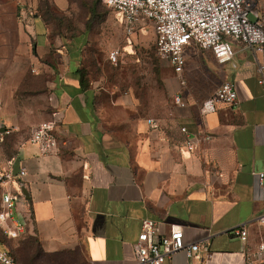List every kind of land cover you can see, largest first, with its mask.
Here are the masks:
<instances>
[{
    "label": "crops",
    "instance_id": "obj_1",
    "mask_svg": "<svg viewBox=\"0 0 264 264\" xmlns=\"http://www.w3.org/2000/svg\"><path fill=\"white\" fill-rule=\"evenodd\" d=\"M78 5L0 0V123L24 138L0 169L13 163L17 174L27 171L11 185L20 237L37 236L46 253L77 254L73 264H132L150 218L161 234L179 226L187 243L209 242L201 258L189 260L180 250L165 264H264V254L257 255L264 226L254 221L264 213L256 176L264 172V52L233 41L234 57L221 64L209 50H188L201 75L193 82L186 64L189 105L174 104L159 117L142 114L132 98L94 81L81 84L91 28ZM87 5L101 15L100 0ZM224 81L234 83L237 104L219 103L204 115L202 102ZM56 110L59 152L42 156L26 133ZM182 127L211 140L189 151ZM238 226L249 231L246 244L233 232Z\"/></svg>",
    "mask_w": 264,
    "mask_h": 264
},
{
    "label": "built area",
    "instance_id": "obj_2",
    "mask_svg": "<svg viewBox=\"0 0 264 264\" xmlns=\"http://www.w3.org/2000/svg\"><path fill=\"white\" fill-rule=\"evenodd\" d=\"M108 9L120 16L127 37L132 36L143 26L152 24L156 34L157 52L160 58L172 67L178 80V89L174 95V104L187 107L188 82L185 76L187 52L190 49L209 50L219 63H225L234 57L233 41H238L257 52H264V18L261 15L259 0H100ZM122 56L121 48L114 47L109 59L117 64ZM259 79L264 92V64L258 65ZM237 91L234 83L224 81L201 105L204 115L215 113L219 103L237 104ZM62 122L61 110H56L52 118L36 124L30 132V142L37 145L40 155L50 156L59 152L58 129ZM154 123V122H153ZM15 130L2 128L0 135H10ZM182 132L188 134L187 127ZM211 140L205 133L188 134L185 146L194 151L196 146ZM11 163L0 169V187L4 190L0 203V235L18 238L23 234L24 226L14 217L17 196L11 185L17 176L27 174L26 169L14 172ZM259 188L264 187V172L256 173ZM254 221L264 226V213ZM233 232L246 244L249 231L238 226ZM135 261L132 264H165L174 252L183 250L189 260L201 258V251L209 253V242L187 243L184 232L174 226L169 234H161L159 222L145 218L142 230L134 244ZM264 254V240L258 245L257 255ZM0 264H17L12 255L0 245Z\"/></svg>",
    "mask_w": 264,
    "mask_h": 264
},
{
    "label": "rangeland",
    "instance_id": "obj_3",
    "mask_svg": "<svg viewBox=\"0 0 264 264\" xmlns=\"http://www.w3.org/2000/svg\"><path fill=\"white\" fill-rule=\"evenodd\" d=\"M73 1L79 4L81 15L87 13L89 16L91 34L83 51L84 59L80 68L87 79L94 81L103 89L114 90L120 95L134 99L142 114L159 117L173 111L178 80L170 64L158 55L156 34L152 24L143 26L135 34L127 37L117 12L103 5V9L97 8L101 11V15L97 16V11L91 10L87 5L91 0ZM94 2L97 4L98 0ZM117 46L121 48L122 56L117 64H113L109 59V52ZM192 56L187 59V68L188 65L194 68ZM195 68L190 72V79L193 82L201 77L200 69ZM203 72L205 79L206 69ZM23 139V136L11 134L0 141V159L6 162L16 156ZM24 238H7L3 234L0 235V245L18 264H21L19 261L23 257L19 249ZM74 257H78L77 254L67 257L70 260L67 261L68 264H73Z\"/></svg>",
    "mask_w": 264,
    "mask_h": 264
},
{
    "label": "trees",
    "instance_id": "obj_4",
    "mask_svg": "<svg viewBox=\"0 0 264 264\" xmlns=\"http://www.w3.org/2000/svg\"><path fill=\"white\" fill-rule=\"evenodd\" d=\"M79 71L81 73V84L86 86L89 80L81 69ZM19 250H21L23 254V257H21L19 261L21 264H68L67 261H70L67 258L69 252L46 253L37 236H26L24 240L20 242ZM75 263L78 264L77 259Z\"/></svg>",
    "mask_w": 264,
    "mask_h": 264
},
{
    "label": "water",
    "instance_id": "obj_5",
    "mask_svg": "<svg viewBox=\"0 0 264 264\" xmlns=\"http://www.w3.org/2000/svg\"><path fill=\"white\" fill-rule=\"evenodd\" d=\"M15 168H16L15 173L17 174V167H15Z\"/></svg>",
    "mask_w": 264,
    "mask_h": 264
}]
</instances>
